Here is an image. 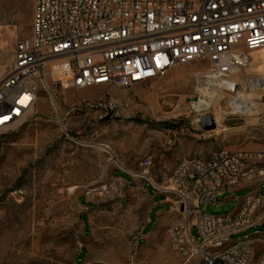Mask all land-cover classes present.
Masks as SVG:
<instances>
[{
    "label": "rangeland",
    "instance_id": "1",
    "mask_svg": "<svg viewBox=\"0 0 264 264\" xmlns=\"http://www.w3.org/2000/svg\"><path fill=\"white\" fill-rule=\"evenodd\" d=\"M31 25L1 23L0 8V64L12 61L15 40L31 36ZM260 65L246 72L264 75ZM175 69L127 89L67 88L58 74L47 77L28 117L0 136V264H185L170 238L179 213L168 211L170 194L161 187L184 158L264 152V84L245 86L236 99L219 93L197 110L190 102L196 67ZM113 107L123 117L104 120ZM204 112L215 116L216 129L199 127ZM247 162L264 166V156ZM251 189L227 191L203 212H232ZM256 231L264 233V222L231 239ZM192 235L199 239L197 226ZM191 260L199 264L197 255Z\"/></svg>",
    "mask_w": 264,
    "mask_h": 264
},
{
    "label": "built area",
    "instance_id": "2",
    "mask_svg": "<svg viewBox=\"0 0 264 264\" xmlns=\"http://www.w3.org/2000/svg\"><path fill=\"white\" fill-rule=\"evenodd\" d=\"M261 55L264 0H35L32 34L15 40L13 59L0 76V136L28 117L50 75L58 74L67 88L127 89L192 65L190 102L211 101L219 93L236 99L245 86L264 84L263 74L246 72ZM263 153L220 149L177 164L171 184L161 189L179 213L170 238L185 264L195 255L199 264H264V248L257 249L264 233L231 239L264 222V166L247 162ZM144 164L150 169L152 157ZM254 178L258 183L237 211L203 212L228 189Z\"/></svg>",
    "mask_w": 264,
    "mask_h": 264
},
{
    "label": "crops",
    "instance_id": "3",
    "mask_svg": "<svg viewBox=\"0 0 264 264\" xmlns=\"http://www.w3.org/2000/svg\"><path fill=\"white\" fill-rule=\"evenodd\" d=\"M34 6H35V0H0L1 23H4V24L6 23L9 25L21 24L23 26H30L32 24V21H33ZM8 65L9 64H7V62H4V63L2 62L0 64V76L6 71ZM176 71L177 70L174 67L171 70H169L168 73L174 74ZM258 181H259V178H254V179H250V180H243L240 183H238L237 185L228 189L227 191L236 192L237 190L242 189L244 187H251L252 188V186L256 185L258 183ZM263 184H264V178L261 181V188H262ZM154 192H155V190H154ZM225 193H223L221 195H224ZM155 194H157V193L155 192ZM247 195L248 194H246L243 198L239 199L238 205L234 211H237L241 207V205L243 204ZM165 202H169L167 196H166ZM168 211H172L171 208ZM168 211L163 210L161 212H168ZM234 211H232V212H234ZM148 222H149V220L146 222V224ZM154 224H155V222H154ZM154 224H153L152 229L149 232L145 233V235L153 232ZM143 232H144V227H143ZM257 249L261 250L262 245H259L257 247Z\"/></svg>",
    "mask_w": 264,
    "mask_h": 264
},
{
    "label": "water",
    "instance_id": "4",
    "mask_svg": "<svg viewBox=\"0 0 264 264\" xmlns=\"http://www.w3.org/2000/svg\"><path fill=\"white\" fill-rule=\"evenodd\" d=\"M121 119L123 116L120 113H116L112 109L108 110V113L104 116V120L109 118ZM199 127L203 130L209 131L217 128V120L211 113L204 112L199 116L198 120Z\"/></svg>",
    "mask_w": 264,
    "mask_h": 264
},
{
    "label": "bare ground",
    "instance_id": "5",
    "mask_svg": "<svg viewBox=\"0 0 264 264\" xmlns=\"http://www.w3.org/2000/svg\"><path fill=\"white\" fill-rule=\"evenodd\" d=\"M256 59H261L260 61H259V63L258 64H261L260 65V68L262 67V66H264V55H261V56H257L256 57ZM259 70V69H258ZM260 71V70H259ZM248 96H250L251 97V94L249 95L248 94ZM233 102V101H232ZM210 104H211V102L207 99H204V98H202V99H199V101H195V102H192V106H193V108H195V109H197V110H205V109H207V108H209V106H210ZM253 104V102L252 101H246V102H243V105H244V107L243 108H245L246 110H248L249 108H250V106ZM212 105V104H211ZM231 106H229L230 108H233L235 111H236V107L238 106V105H236V103L234 102V103H231L230 104ZM233 110V111H234ZM238 110V109H237ZM230 111V110H229Z\"/></svg>",
    "mask_w": 264,
    "mask_h": 264
}]
</instances>
